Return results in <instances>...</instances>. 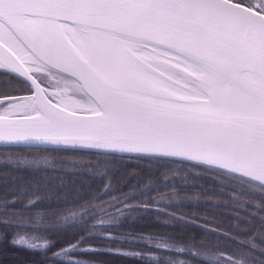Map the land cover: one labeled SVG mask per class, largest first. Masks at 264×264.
Wrapping results in <instances>:
<instances>
[{
  "label": "snow or ice",
  "instance_id": "1",
  "mask_svg": "<svg viewBox=\"0 0 264 264\" xmlns=\"http://www.w3.org/2000/svg\"><path fill=\"white\" fill-rule=\"evenodd\" d=\"M0 78L8 85L0 89V148L87 154L60 169L72 175L106 176L117 160L148 173L120 198L106 181L66 214L67 182L59 191L46 175L5 182L0 245L39 253L46 264H88L73 257L92 252L148 264H264V0H0ZM0 164L55 170L47 156L12 152ZM160 169L165 188L191 176L227 190L242 235L173 211L181 199L174 185L171 195L151 187ZM137 212L166 217L165 226H202L216 244L121 231Z\"/></svg>",
  "mask_w": 264,
  "mask_h": 264
},
{
  "label": "trees",
  "instance_id": "2",
  "mask_svg": "<svg viewBox=\"0 0 264 264\" xmlns=\"http://www.w3.org/2000/svg\"><path fill=\"white\" fill-rule=\"evenodd\" d=\"M8 85L3 82V79L0 78V89L6 88ZM55 148H49L48 150L43 149H25V148H19V149H8L5 150L3 148H0V156L3 158L4 155L7 152L12 153H20L22 155H27L29 157L32 156H38V155H48L50 150H53ZM54 151V150H53ZM56 154H64V153H72L76 155V161H88L90 157L85 153L80 152H72V151H54ZM69 158H65L64 156L55 157V161L52 160L54 163L57 162H65ZM92 162L95 163V159L91 158ZM5 164H0V176H2V171L5 168ZM55 166V164H54ZM61 167L55 166V170L48 169L43 170L34 173L30 169L26 168H13L15 172L11 173L8 178H0V196L4 194L5 191V182H7V187H11L13 184H19L21 180L27 181L31 180L33 178L43 180L45 175L48 177V187L49 189H57L59 191L58 185L61 180L67 182V188L65 189V192L71 193L68 196V203L77 205L79 202H82L84 198L86 200L90 199L92 196L98 195L102 190L103 186L106 183V181H110L111 187L114 189L112 195L120 198L121 193H127L130 190V186L136 185L138 181L146 182L148 179V173L146 170V166L140 165L137 167L135 162H123L120 161H112V167L107 171V175H103L97 172L93 173H83L80 172L77 175H72L69 172L60 171ZM166 171L165 169H160L154 178L153 185L151 187L160 188L162 189L166 194L171 195L173 193V185L176 191H181L186 193V196L181 195L178 193V195L181 197L180 200L174 201V207H172V210L177 212L178 215H184L186 217H200L201 221L204 217H207L209 220H212L213 223L211 227H219L221 230L224 231H233L234 234H240L242 233H236L234 225L236 223L235 221V213L230 212V215L232 217V220H227L222 215V206L225 204V202L222 200V198H225L224 193H221L218 191L219 185H214L212 181L207 179H199L194 180L193 177L189 176L187 177L188 183L185 184L184 180L181 177H176L174 180H169V186L165 188V183L162 180V173ZM167 171H172V169H168ZM85 176L84 180H80V177ZM75 177V178H74ZM113 177V178H112ZM58 178V180L55 181V179ZM74 178V179H73ZM73 179V180H72ZM113 179V180H112ZM112 180V182H111ZM76 183V184H75ZM76 185V186H74ZM79 188L82 193L83 199L77 201H74L73 197L75 196L74 189ZM203 188V189H202ZM200 189L201 193L197 192L198 194L196 196H188L189 194L187 192L196 191ZM209 194H214L215 197H211V200L208 199ZM11 195V193H9ZM136 195H140L139 192L136 193ZM157 194L153 192V196H156ZM60 196L64 197V192L60 193ZM199 196V200L197 201L194 199L195 197ZM63 197L61 198V202L63 204ZM112 197H105L104 200H98L95 201L97 204L105 203L106 201H110ZM101 202V203H100ZM102 205V204H101ZM232 209V208H231ZM115 210L114 208L108 209V211ZM191 210H195L196 212L200 213L199 215L194 214L191 212ZM234 210V209H232ZM209 214V215H208ZM241 215H244L242 212ZM133 216L136 217L135 221L132 225H137L140 227V230H144L146 232L160 234L164 232L168 233H174L178 236H183L184 238L189 237H195L197 240L200 239H206L210 244L215 245L216 244V237L208 235L204 228L192 225V224H181L176 223L174 227L171 226H165L163 221L160 220L157 222V218L154 212L150 213H143V212H137L133 213ZM166 217H160V219H164ZM258 227V225H257ZM64 236H70L71 231L68 233L62 234ZM53 238H55L53 236ZM225 242H220V247H224ZM129 251V250H125ZM132 251H138V250H132ZM104 255L107 258L112 257H118L122 258L123 260L128 261H116L113 259H110L114 263L118 264H148V262H144L143 259L132 257V256H125V255H114V254H108L106 252H103ZM39 253H32L29 251L22 250L20 248H14L10 244H2L0 245V264H37L41 261ZM180 258H188L185 256H180ZM104 261L110 262L107 259H103Z\"/></svg>",
  "mask_w": 264,
  "mask_h": 264
},
{
  "label": "rangeland",
  "instance_id": "3",
  "mask_svg": "<svg viewBox=\"0 0 264 264\" xmlns=\"http://www.w3.org/2000/svg\"><path fill=\"white\" fill-rule=\"evenodd\" d=\"M25 156H27V155H25ZM38 156H43L42 154L41 155H38ZM44 156H47V157H49L51 160H54L55 161V157L56 156H59V157H62V156H64L65 158H69V159H67L65 162H57L56 161V163H54L55 164V166H57V167H61V169L62 168H66V167H69L70 165H69V163L68 162H70V161H73V160H75L77 157H76V155L75 154H72V153H64V154H56L53 150H50V152L48 153V155H44ZM0 159H2V157L0 156ZM80 161V160H79ZM4 165V164H3ZM13 168L14 167H12V166H9V165H6L5 166V168L3 169V171H2V176H0V178L1 179H3V178H8L9 176H10V174L11 173H13V172H15V170H13ZM61 173H62V171H61ZM75 178V177H74ZM73 178V179H74ZM84 178H85V176L83 175L82 177H80V180H84ZM113 178V177H112ZM72 179V180H73ZM56 180H58V178H56L55 179V181ZM113 180V179H112ZM112 180H111V182H112ZM76 184V183H75ZM74 186H76V185H74ZM203 189V188H202ZM49 190H51V189H49ZM54 190H56V191H58L57 189H54ZM201 190L200 189H198V190H196V191H191V192H187L189 195L188 196H196L198 193L197 192H199V193H201L200 192ZM176 193L178 194H181V195H184V196H186V193H184V192H181V191H176ZM224 195H225V198L223 199L222 198V200L225 202V204L222 206V215H223V217L225 218V219H227V220H232V217H231V215H230V212H234L235 213V210H232L230 207H226L225 205H227V204H229L230 203V201H229V197H228V195H227V190H225V192H224ZM209 197H215V195L214 194H209L208 195ZM84 202V201H83ZM83 202H81V203H83ZM46 205V204H45ZM44 205V206H45ZM79 205H77L76 207H78ZM46 207V206H45ZM52 207H56V206H53L52 205ZM39 209H33L32 211H31V214H36V211H38ZM191 212L192 213H194V214H197V215H199L200 213H198V212H196L195 210H191ZM209 215V214H208Z\"/></svg>",
  "mask_w": 264,
  "mask_h": 264
},
{
  "label": "flooded vegetation",
  "instance_id": "4",
  "mask_svg": "<svg viewBox=\"0 0 264 264\" xmlns=\"http://www.w3.org/2000/svg\"><path fill=\"white\" fill-rule=\"evenodd\" d=\"M62 214H66V213L62 211ZM24 215L29 220H33L35 218V217L31 216V213L26 212V213H24ZM165 219H167V218L160 219V220H165ZM120 230L121 231L135 230L138 232H140V231L146 232L144 230H140V227L137 225H122ZM51 238H53V237H51ZM58 244H59V241H58ZM121 247H123L124 250H129V251H132V250H138L139 251L140 250L137 247H129L128 245H122ZM73 258L86 260V261H90V262H95V263H99V264H118V263L112 262L110 259H113L116 261H121V260L122 261H128V260H123L122 258H118V257H112L109 259L104 255L103 252H100V253H95V252H92V253H76V254H74ZM103 259H107L110 262L104 261ZM144 262H147V261L144 260ZM43 264H46L45 260L43 261ZM47 264H51V262L49 261V262H47Z\"/></svg>",
  "mask_w": 264,
  "mask_h": 264
},
{
  "label": "water",
  "instance_id": "5",
  "mask_svg": "<svg viewBox=\"0 0 264 264\" xmlns=\"http://www.w3.org/2000/svg\"><path fill=\"white\" fill-rule=\"evenodd\" d=\"M52 146H57V145H52ZM61 147H67V146H61Z\"/></svg>",
  "mask_w": 264,
  "mask_h": 264
}]
</instances>
